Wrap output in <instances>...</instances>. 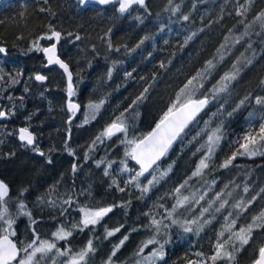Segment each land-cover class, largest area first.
<instances>
[{"label": "trees", "instance_id": "1", "mask_svg": "<svg viewBox=\"0 0 264 264\" xmlns=\"http://www.w3.org/2000/svg\"><path fill=\"white\" fill-rule=\"evenodd\" d=\"M241 4L249 8L245 16L236 15ZM118 8L115 1L106 7L95 4L85 7L76 0L0 1V47L6 49L5 53H0V69L3 70L0 71V111L6 113L0 120V178L10 188L6 199L9 214L15 218L13 239L29 241L33 230L44 239H52L59 217L38 213L32 207L34 197L48 193L51 188L74 186L72 190L76 189L79 180L91 178V199L97 195L100 207L113 210L98 225L89 226V231L72 232L67 241H58L57 246L62 250L67 245L78 252L91 240L95 253L89 256L88 264H105L114 246L127 236L112 260L113 264H134L140 258L136 253L142 242L156 235L150 224L155 218L169 225L168 228L162 226L161 233L156 235L160 243L168 241L164 244V259L157 264H189L198 260L211 264L207 257L213 254L217 233L222 230L218 218L211 220L197 236L195 232H184L180 224L173 225L165 217L176 202L174 189L185 180L188 183L181 191L183 194L195 192L196 198L199 190L202 191L200 185L208 184V194L215 201L210 210L219 206L214 197L217 193L227 202L235 199L236 203L256 197L250 205L254 214L264 209V155H237L229 167H220L237 151L249 129H257L264 118V106L255 103L256 96H264L261 83L264 81V29L257 23L239 43L229 41L230 50L221 49L222 61L217 53L225 43V36L233 40L240 37L245 32V24H251L264 12V0H251L250 4L247 0H171V3L146 0L144 6H132L123 14ZM173 8L178 11L173 13ZM184 16H188V20H184ZM242 20L244 23H240ZM49 26L61 33L57 53L70 67L75 92L72 99L81 107L80 114L69 123L66 122L70 116L66 109V77L57 66L46 67L42 51L36 50L37 44L43 48L54 42L40 39L50 35ZM188 36L192 39L185 44ZM247 48V56L242 55ZM238 58L241 71L228 91L210 99L204 112L150 171L157 177L162 172L167 175L147 194L142 193L136 182L127 183L138 171L125 155L129 148L127 139L146 135L175 101L181 87L206 61L213 60L216 68L196 98H202L201 93H207L232 69ZM245 58H251L252 63L245 65ZM37 74L44 75L46 80L36 82ZM141 93L145 99L129 108ZM245 97H248L245 103L233 111ZM101 100L104 103L95 119L85 123L86 106ZM121 113L129 125L127 136L118 133L93 145L102 130ZM249 113L254 114L251 121ZM20 126L35 134L33 145L18 140ZM217 127L222 133L219 147L203 175L199 179L192 177L191 183V172L206 154L201 145ZM125 167L127 171H122ZM152 175L146 174L147 178ZM145 180L140 179L141 187ZM195 180L199 182L195 184ZM208 201L205 199L207 207ZM19 203L26 205L25 211L31 214V219L18 214ZM194 205L178 209L174 218L180 222L190 220L196 215ZM213 217L216 215L206 219ZM116 228L120 231L107 236V231ZM226 237L227 233L222 239ZM257 239L253 254L247 256L237 251L231 264L252 263L264 244V229L254 230L249 243ZM158 247L159 244L149 245L141 255ZM197 252L204 253V257H197ZM56 259L57 264L65 260L64 257ZM46 264H52L51 259Z\"/></svg>", "mask_w": 264, "mask_h": 264}, {"label": "snow or ice", "instance_id": "2", "mask_svg": "<svg viewBox=\"0 0 264 264\" xmlns=\"http://www.w3.org/2000/svg\"><path fill=\"white\" fill-rule=\"evenodd\" d=\"M81 6H87L89 2H95L101 5H107L113 3L114 0H78ZM119 4L117 9L121 14L127 12L133 4H139L144 6V0H115ZM171 3V0H169ZM247 3L250 4L251 0H247ZM43 11V9H41ZM173 13L178 11L177 8L172 9ZM249 11V8L246 4H241L236 9L237 16H245ZM184 20H188V16L183 17ZM244 23V21H240ZM264 29V12L258 14L251 24H245V32L241 34L240 37L232 39L230 36H225V43L221 44L220 49H217L219 55V60L224 59V55L221 52V49H229V41L232 43H239L240 39H243V36L248 35L250 29L255 25ZM50 35L46 34L40 39H47L49 41H59L61 39V33L56 31L49 26ZM231 32V29L229 30ZM193 36L195 33L192 34ZM146 37L145 39H147ZM76 39H79L77 36ZM192 39V36H188L185 39V44ZM143 43V41H141ZM111 47V45H109ZM251 45H249L250 47ZM36 50L42 51L47 58L48 65H59L65 73L68 74V86L67 94L69 98L75 95V92L71 83V73L69 72L68 65L64 63L57 56V44L51 43L50 46L40 48L39 45H36ZM6 49L0 47V53H5ZM243 55V54H242ZM245 65L251 64V58H245ZM240 64V59L238 58L237 62L232 65V69L228 72H225L220 79L212 86L207 93H201L202 98H196L197 93L205 87V82L208 81L209 77L212 75L213 70L216 68V64L213 60H208L205 62V65L202 69L198 70L195 75L187 80V82L181 87L177 93L176 100L169 106L168 110L160 118L159 122L156 124L155 128L149 132L147 135L142 138L127 139V145L129 146L126 150L125 155L130 157L131 160L135 161L139 165V170L136 171L135 175L131 177L127 183L136 182V186L141 188L142 193L147 194L151 188L159 183V180L163 176L167 175V172H162L160 177L152 175L149 171L153 169V166L156 165L157 161L168 152V149L171 147L173 141L180 136L184 129L191 123L197 114L209 104L210 99H214L218 94L227 92L229 86L233 81L237 79L241 71L238 65ZM161 67H164L162 64ZM0 71H3L0 69ZM128 75H131L130 73ZM109 76H111V70H109ZM35 79L37 81H43L46 77L42 75H36ZM13 83H16L13 80ZM264 84V81L261 82ZM148 91L147 88L144 89V93ZM144 93H141L135 100L132 101V104L129 105V108L142 102L145 99ZM248 97H245L244 100L240 101V104L237 105V108L233 111L239 109L247 100ZM104 101L101 100L98 103L90 102L86 107L88 111L85 113V123L89 122L90 119H95L97 112L103 105ZM255 103L257 105L264 106V96H256ZM80 108V105L73 103L71 99L68 102V110L75 115L76 111ZM127 112L128 109H125ZM139 115V113H137ZM232 115V113H229ZM6 116L4 111H0V118ZM254 114L249 113V120L253 118ZM128 123L124 118V113H121L120 116H117L109 125H107L99 136L96 137V140L93 141V145L97 141H103L104 139H111L113 136L118 133H123L127 136L128 133ZM222 139V133L220 127L212 130L207 135V140L204 145H201V148L206 149V154L199 160L196 168L192 172V177L200 176L204 169L209 167V162L211 161L212 156L215 154L216 149L219 147L220 141ZM19 140L24 142L26 145H33L34 137L28 128L19 129ZM38 151V149H36ZM200 151V149H197ZM41 156L44 155L43 152L39 153ZM71 154V150H70ZM264 155V118L259 124L257 129L250 128L249 131L242 137V142L239 143V148L236 152H233L232 156L225 159L224 162L220 165L222 168H227L232 164V161L236 159L237 155H247L249 157L255 155ZM87 158V154H86ZM99 166V164L97 165ZM171 166H169V169ZM76 167L73 166V171L75 172ZM122 171H127V167L122 169ZM148 173L152 175V179H148L145 175ZM108 172L105 170V175ZM144 177L147 180V184L141 187L139 183L140 178ZM192 177H189L191 179ZM188 181L185 180L183 184L174 189L175 200L170 210H167V216L165 219L171 221V224H180V227L183 228V231L186 233L195 232L197 236L204 230L205 226L210 224L212 221L210 219H202L205 216V213H209L210 209L213 207L215 201H208V207H204L200 210L199 217L191 220H184L183 222L178 221L174 218V214L180 208H190L192 203L199 204L201 200H204V195H200L199 198H196V193L193 192L191 196H186L182 194V189L187 185ZM113 184H116V181L113 180ZM124 191L123 188L119 189ZM245 192L248 191L247 188L244 189ZM264 191V189H262ZM220 193L216 194V199L220 198ZM230 195V194H229ZM9 196V188L3 182L0 181V264H46L47 260L51 259L52 264H57V257H64L65 260L63 264H88V259L91 254L95 253V248L93 242L89 240L87 244L81 248L78 252H73L70 246H65L63 250L57 246L58 241H67L69 237L72 236L71 230H66L65 227L61 226L57 228L55 232L52 233V239L42 238L35 230H33L32 239L29 241H18L14 240L13 237L16 236V232L13 230V225L15 223V218L9 214L8 200L6 199ZM256 197H253L252 200L244 202L243 200L238 201L233 207L239 209L240 212L246 210L255 200ZM54 203V202H53ZM64 203H71V200H66ZM227 205V201H221L219 206L215 208L216 212H220ZM18 214L28 215L31 219V214L25 211L26 205L19 203ZM112 207H99V208H90V207H81L79 209L81 213V220L78 224L73 225V228L78 229L79 231H84L85 228L89 226H95L98 224L108 213L112 212ZM147 215V214H146ZM229 216H232V213H229ZM229 216L225 217L226 223L222 226V230L217 233V241L214 245L213 254L207 257V260L211 264H217V261L227 260L229 264L235 260V253L240 250L244 245H247L252 238L253 232L256 229H264V209L252 217V220L247 225H241L237 227V219H232L230 222ZM239 213L237 214V218ZM215 217H213L214 219ZM31 223L35 224V220H31ZM151 226L155 229V234L158 235L163 228H168L169 225L164 224L163 220H157L153 218L150 222ZM82 225V227H81ZM122 227V226H121ZM147 227V226H146ZM107 231V230H106ZM120 231V228H116L112 231H107V236H113L115 232ZM135 231V229H134ZM227 233L226 239H221ZM156 235H153L152 238L147 239L142 242V245L139 247L136 255L140 257L137 260L136 264H157L158 260L164 259V244L168 243L167 240L164 243H160L156 239ZM128 239L127 236H124L120 243L114 246L112 253L109 255L105 264H113L112 257H114L119 251L120 247ZM159 244L158 248H153L147 254L141 255L144 253L145 249L149 245ZM237 244L239 247H237ZM229 246H231V251H229ZM54 253V255H52ZM197 257H204V253L197 252L195 253ZM189 264H202V261H190ZM254 264H264V246H261L258 250V257L254 261Z\"/></svg>", "mask_w": 264, "mask_h": 264}, {"label": "rangeland", "instance_id": "3", "mask_svg": "<svg viewBox=\"0 0 264 264\" xmlns=\"http://www.w3.org/2000/svg\"><path fill=\"white\" fill-rule=\"evenodd\" d=\"M248 51H249L248 48L244 49L243 55L247 56ZM202 175H203V172L200 176H196V179H199ZM190 177H192V172L190 174ZM148 179H152V176H150ZM88 181L92 182V184H91L90 188H87V187L85 188V184L88 183ZM142 182H143V184H147V180L142 181ZM198 182H199L198 180H195L194 183L197 184ZM191 183H192V178H191ZM207 185H208L207 183H203L199 187V188H201L202 191L199 190V195L197 196V199L199 198L200 195H204L205 198H204V200L200 201L198 206L196 204L194 205L193 208H195V207L197 208V211L195 213L196 215L193 218H190V220L199 217L200 210L204 207H207V204L205 203V199L211 200V197L208 194V190L206 189ZM92 186H93V180L91 178H88L84 181L79 180V187L75 191H73L71 187H68V188L67 187H65V188H61V187L60 188L59 187L51 188L48 191V193L34 197V199L32 201V207L38 213L43 214V215L52 213V214H55L56 216H59V217L64 216V219H67V220L64 221V224H62L63 222L62 223L59 222L60 225L65 226V227L71 226V225H73L76 222H79L81 220V213L79 211V209L81 207H90V208H99L100 207V199L99 198L91 199V196L90 197L88 196V190L91 189ZM72 192H74L76 194L75 195L76 197L81 196V198H79V199L73 198ZM90 194L91 193L89 192V195ZM182 194H183V191H182ZM190 194L191 193H186L183 195H190ZM215 196H216V194L214 195V197ZM69 199L71 200V203H64V201L69 200ZM224 200H226L224 197H220L218 199V202H217L218 205L221 201H224ZM234 200L235 199H232L229 202H227L226 207L224 209H222L220 212H216L215 211L216 207H214V210H210L209 213H205V216L202 219H206L207 216L211 217V216L216 215V218H214V219L217 220V218H218L219 226L222 227L226 223L225 217L229 216V213L231 212L232 216H229L228 222H230L232 219H237V214L239 213L240 217L237 220V227L250 223L252 220V217L255 215L254 209H252L251 206H249V209L247 210V212L242 213V212L238 211L239 209H236L233 207L236 204V201H234ZM179 210H181V208ZM190 210L192 211V208ZM210 220H213V218ZM54 230L56 231L57 229H54ZM226 238H224V239H226ZM256 242H258V239L256 241L250 242L247 245H245L244 247L240 248L241 252L244 253V255L247 254V256L250 255L251 253L253 254L255 249L257 248V245H258V243H256ZM237 247H239L238 244H237ZM138 259H140V258H138ZM138 259L135 260L134 264H136ZM247 260H249V257L247 258ZM217 262H218V264H224V263L226 264L227 260H221V261H217Z\"/></svg>", "mask_w": 264, "mask_h": 264}, {"label": "water", "instance_id": "4", "mask_svg": "<svg viewBox=\"0 0 264 264\" xmlns=\"http://www.w3.org/2000/svg\"><path fill=\"white\" fill-rule=\"evenodd\" d=\"M76 1H78V0H76ZM115 1V0H114ZM145 2H146V0H144V4H145ZM90 4H95V5H98V6H101V7H106V6H108L109 4H107V5H101V4H98V3H95V2H89L88 3V5H90ZM111 4V3H110ZM135 5H139V4H133L132 6H135ZM131 6V7H132ZM141 6V5H140ZM53 43H56L57 45H58V43H59V41L57 42V41H54ZM48 46H50V45H48ZM47 47V46H46ZM42 55H43V58H44V61H45V65H46V67H53V66H57L58 67V69H60L63 73H64V75H65V77H66V82H67V86H68V83H69V81H68V74L67 73H65L64 72V70L63 69H61L60 67H59V65H55V64H53V65H48V63H47V58H46V56L44 55V53L42 52ZM57 56H58V53H57ZM59 57V56H58ZM60 58V57H59ZM61 59V58H60ZM62 60V59H61ZM63 61V60H62ZM64 63H66L65 61H63ZM67 64V63H66ZM68 65V64H67ZM68 69H69V72L71 73V71H70V67H69V65H68ZM38 75V74H37ZM39 75H42V74H39ZM36 76V75H35ZM42 76H44V75H42ZM45 77V76H44ZM34 80L36 81V82H39V83H42V82H44L45 80H43V81H37L36 79H35V77H34ZM71 83H72V73H71ZM72 87H73V83H72ZM66 94H67V91H66ZM69 99H71V101L73 102V103H76V104H78L79 105V103L77 102V101H75V100H73L72 99V97L71 98H69V96H68V94H67V99H66V108H67V110H68V102H69ZM207 106L208 105H206L205 106V108L203 109V110H201L198 114H197V116L195 117V119H197L203 112H204V110L207 108ZM69 111V110H68ZM70 112V111H69ZM80 112H81V107L76 111V113H75V115H73L72 113V118H74V117H76V116H78L79 114H80ZM1 119H3V118H0V120ZM194 119V120H195ZM194 120L191 122V123H189V125L184 129V131L194 122ZM156 126V125H155ZM155 126L149 131V132H151L154 128H155ZM20 128H27V127H25V126H20L19 128H18V130H17V138H18V140H19V129ZM28 130L32 133V135H33V137H34V142H35V134L28 128ZM183 131V132H184ZM148 132V133H149ZM182 132V133H183ZM147 133V134H148ZM181 133V134H182ZM146 134V135H147ZM180 134V135H181ZM145 136V135H144ZM178 138V137H177ZM20 141V140H19ZM20 142H22V141H20ZM175 141H173V143H174ZM24 143V142H23ZM172 143V144H173ZM34 144V143H33ZM29 146H31V145H29ZM164 156H162L161 158H160V160H158L157 161V163H156V165H154L153 166V168L155 167V166H157V164L161 161V159L163 158ZM132 162L134 163V165L138 168V170H139V165H137L136 164V162L135 161H133L132 160ZM152 169H150L149 171H151ZM147 174V173H146ZM145 174V175H146ZM0 181H3L1 178H0ZM4 182V181H3ZM5 183V182H4ZM6 184V183H5ZM7 185V184H6ZM8 186V185H7ZM8 188H9V186H8ZM9 195H10V188H9ZM109 214V213H108ZM264 246V245H263ZM258 257V256H257ZM257 259V258H256ZM255 259V260H256ZM254 260V261H255ZM254 261L251 263V264H254Z\"/></svg>", "mask_w": 264, "mask_h": 264}, {"label": "flooded vegetation", "instance_id": "5", "mask_svg": "<svg viewBox=\"0 0 264 264\" xmlns=\"http://www.w3.org/2000/svg\"><path fill=\"white\" fill-rule=\"evenodd\" d=\"M1 1V0H0ZM67 109V108H66ZM68 111V110H67ZM69 112V111H68ZM70 113V116L66 119V122L67 123H69L71 120H74L76 117H74V118H72V114H71V112H69ZM91 184H92V182H89L88 181V183H86L85 184V188L87 187V188H90V186H91ZM74 186H72L71 188H73ZM79 187V185H77L76 186V189ZM76 189H73V191H75ZM89 192H90V189L88 190V196L90 197V195H89ZM72 194H73V198H77V199H79V198H81V196H78V197H76L75 195V193L74 192H72ZM97 198H99L97 195H95L94 196V199H97ZM50 215H53V216H56L55 214H52V213H49ZM56 217H59V216H56ZM59 219V222L60 223H62V224H64V221H66L67 219H64V216L63 217H59L58 218ZM60 223H56L57 224V226L58 227H56L55 229H57V228H59V227H61L62 225H60ZM79 222H76L75 224H73V225H76V224H78ZM99 224V223H98ZM98 224H96V225H98ZM73 225H71V226H63V227H65L66 228V230H71L72 232H75V233H81V231H79L78 229H76V228H73L72 226ZM81 227H82V225H81ZM86 231H89V228H85L84 229V231H82V232H86ZM264 245V244H263ZM262 245V246H263ZM257 256H258V254H257ZM257 258V257H256ZM251 264V263H250Z\"/></svg>", "mask_w": 264, "mask_h": 264}]
</instances>
